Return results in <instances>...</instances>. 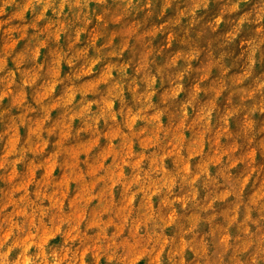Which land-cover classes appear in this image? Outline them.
Wrapping results in <instances>:
<instances>
[{
    "label": "clouds",
    "instance_id": "1",
    "mask_svg": "<svg viewBox=\"0 0 264 264\" xmlns=\"http://www.w3.org/2000/svg\"><path fill=\"white\" fill-rule=\"evenodd\" d=\"M0 264H264V0H0Z\"/></svg>",
    "mask_w": 264,
    "mask_h": 264
}]
</instances>
